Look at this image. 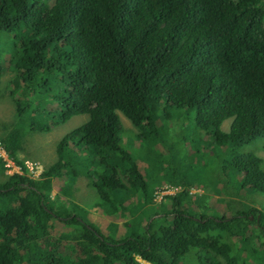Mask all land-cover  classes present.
Here are the masks:
<instances>
[{
	"label": "trees",
	"instance_id": "obj_1",
	"mask_svg": "<svg viewBox=\"0 0 264 264\" xmlns=\"http://www.w3.org/2000/svg\"><path fill=\"white\" fill-rule=\"evenodd\" d=\"M6 72L14 113L0 126V145L19 165L26 134L88 118L57 142L38 180L26 170L6 176L0 161V264H140L136 256L181 264L191 248L199 251L192 264H264L263 205L230 217L208 212L214 196L227 205L219 196L233 187L264 195L256 154L264 152V0H0V95ZM170 136L196 150L193 158L184 149L176 160L169 155L178 162L171 168L155 149ZM134 140L149 155L131 153H141ZM147 156L142 175L136 159ZM62 177L68 189L52 198ZM79 177L104 214L124 220L119 239L116 223L105 237L84 209L59 200L71 198ZM162 182L182 190L156 206ZM195 185L212 195L190 196ZM54 218L72 227L57 240H72L78 257L38 246Z\"/></svg>",
	"mask_w": 264,
	"mask_h": 264
},
{
	"label": "rangeland",
	"instance_id": "obj_2",
	"mask_svg": "<svg viewBox=\"0 0 264 264\" xmlns=\"http://www.w3.org/2000/svg\"><path fill=\"white\" fill-rule=\"evenodd\" d=\"M12 77L11 72H6L2 77V92L0 95V126L2 124H11L13 121V113H14V107L13 102L9 96V88H10V78ZM48 103H45L44 108H47L50 105H47ZM55 106V105H54ZM41 108H43V104H38L37 102L33 105V111H39ZM121 122L123 123L125 129H133L134 127L131 125V122L128 121L123 115L120 114ZM88 116L86 114L77 115L66 121L65 123H59V124H51L52 129L48 132L42 133V132H32V134H26V143H25V150L26 153H20L18 154V158L20 159V162L23 163L21 172H13L14 175H20L23 174V170H26L25 172L27 174V177L32 180H38L40 178V175L45 171V168L52 164L56 160V144L57 142L62 139L66 134L72 131L75 127L81 125L87 120ZM54 122V121H53ZM231 120H225L222 125L221 129L224 131H227L229 129ZM173 136H177L180 132L178 131V128L175 125L168 124L166 126ZM164 127V129L166 130ZM198 132L201 134L202 141L207 139V134H205L203 131L198 130ZM129 134L127 133L123 141L126 142ZM132 139H135L131 133ZM140 142L138 140H134L132 143L133 148H137L141 153L137 155L134 150H130L131 153H134L135 156L144 158L145 153L149 155V151L146 152V148L139 149ZM71 148L76 151V148L74 146H71ZM252 147L250 146H244L241 151L246 152ZM155 149L159 150L162 155L166 156V161L163 162V164H166L167 160H169L170 168L173 164H178V162H173L171 159L176 160L177 158L181 157V154L187 153L188 155L193 158V152H195V148L190 145V143L187 140L181 141V142H175L171 136L164 141L162 144L155 145ZM254 149V147H253ZM201 151H206V148L203 144L200 145ZM258 156H261L264 158V152L258 151L256 153ZM170 155L171 159L168 158ZM65 157V156H64ZM136 159L137 166L139 170L141 171L142 175H145L144 170L145 167L149 163V156H147L146 160L142 159ZM12 160V161H11ZM10 165L17 163L14 158H11ZM8 161V160H7ZM37 162L42 167V172L40 174H33L29 171V169L25 168V162ZM4 163V161H3ZM9 163V161H8ZM17 165V164H14ZM19 166V165H18ZM4 168V175H6V168ZM181 174L177 173L176 176L180 177ZM65 178H58L53 180V191L51 193V197L53 198L56 193H60V189L64 186H66L67 183H65ZM145 179V177L143 176ZM242 177H237V180H240ZM72 185V191H71V198L69 197H60L59 200L66 204V205H75L81 207V209L85 211H91V212H83L79 213L82 215L86 220H88L99 232L105 236L110 237L114 233V228L109 227L110 223H116L118 225V229L115 231V238L119 239L123 233H124V227H123V219H117L114 220L111 217H108L106 214L103 213L102 209L99 208L96 203L98 201V197L96 195V192L91 188V186L88 183L87 178L79 177L73 181ZM174 187V189L172 188ZM68 189V184H67ZM182 190L181 186H176L168 183L162 182L159 186H156L154 188L153 192V204L154 205H161L167 203V198L175 195L179 191ZM226 193H221L219 197L221 199H225V201L228 202V204H224L223 202H219L216 196H214L211 200H209V213L214 212L218 214L219 216H225L230 217L233 213H242L247 209V207H252L254 210L262 209V205L264 206V195L263 194H257L255 192H252L250 190L242 189L240 190L238 187H233L232 189L226 190ZM190 196H202L204 194L206 195H212L211 192H205L203 189L199 188L198 186H192L188 190ZM25 193H22L24 195ZM131 202V201H130ZM192 210L193 205H192ZM243 214V213H242ZM159 217H164V215L160 214ZM252 219V217L250 218ZM144 227L145 224L143 223ZM72 227L67 228L64 226L60 220L58 219H52L50 221V229H49V236L47 239H41L39 241L40 248L44 249V246L49 248L48 243L54 244V250L57 254L71 256L72 258H76L79 256V250L76 247V244L72 240H57L64 237L66 231H70ZM116 239V240H117ZM199 254L198 249L191 248L189 252L184 256L182 259L181 264H192L196 262V254ZM190 254V255H189ZM137 257V261L140 264H150L145 261H143L139 256ZM34 259V258H33ZM37 260V258H36ZM251 264L254 263L255 260H250Z\"/></svg>",
	"mask_w": 264,
	"mask_h": 264
},
{
	"label": "built area",
	"instance_id": "obj_3",
	"mask_svg": "<svg viewBox=\"0 0 264 264\" xmlns=\"http://www.w3.org/2000/svg\"><path fill=\"white\" fill-rule=\"evenodd\" d=\"M0 159L2 161H5L4 167L6 168L7 175H13L14 174L13 172H21V168H22L21 165L19 164L14 165L16 163L10 165L11 158L7 155L5 149L1 145H0ZM7 160L9 161V163ZM24 166L25 168L29 169V171L33 173L34 175L40 174L42 172V167L37 162H27L26 161Z\"/></svg>",
	"mask_w": 264,
	"mask_h": 264
},
{
	"label": "clouds",
	"instance_id": "obj_4",
	"mask_svg": "<svg viewBox=\"0 0 264 264\" xmlns=\"http://www.w3.org/2000/svg\"><path fill=\"white\" fill-rule=\"evenodd\" d=\"M123 138H124V136L122 137V140H123ZM124 142V141H123ZM5 149V148H4ZM6 151V150H5ZM7 153V152H6ZM7 155H8V153H7ZM9 156V155H8ZM10 157V156H9ZM10 158H12V157H10ZM0 161L2 162V164H3V167H4V163H5V161H4V163H3V161L0 159ZM16 164H18V163H16ZM6 176H11V175H7L6 174ZM173 189H174V187H172ZM86 212H91V211H86ZM81 213H83V212H81ZM137 258V257H136Z\"/></svg>",
	"mask_w": 264,
	"mask_h": 264
},
{
	"label": "water",
	"instance_id": "obj_5",
	"mask_svg": "<svg viewBox=\"0 0 264 264\" xmlns=\"http://www.w3.org/2000/svg\"><path fill=\"white\" fill-rule=\"evenodd\" d=\"M251 218V217H250Z\"/></svg>",
	"mask_w": 264,
	"mask_h": 264
}]
</instances>
